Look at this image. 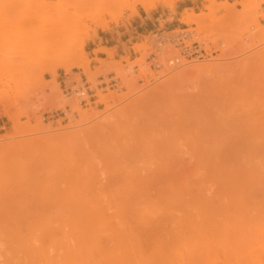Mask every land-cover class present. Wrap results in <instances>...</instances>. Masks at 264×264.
I'll list each match as a JSON object with an SVG mask.
<instances>
[{"label": "rangeland", "instance_id": "rangeland-1", "mask_svg": "<svg viewBox=\"0 0 264 264\" xmlns=\"http://www.w3.org/2000/svg\"><path fill=\"white\" fill-rule=\"evenodd\" d=\"M46 1L53 6L30 18L41 0H0V217L5 212L26 220L59 209L66 213L72 196L99 197L102 204L93 202L110 212L122 197L158 188L154 182H163L173 165L170 155L191 147L195 134L214 150L223 142L235 149L243 141L247 152L256 149L258 138L263 141L264 0H228L236 13L246 4L260 3L242 19L229 9L211 14L202 30L184 16L209 14L205 0H176L173 6L156 1L147 10L128 0ZM60 11L66 15L58 19ZM255 16L260 28L250 22ZM54 27H67L60 40L53 38ZM182 28L212 47L213 55L141 83L139 78L151 73L146 60L156 44L154 33ZM78 37L89 73L71 66L57 67L52 75L37 67L44 52L72 53L71 40ZM175 53L171 44L163 46L162 57ZM201 63L216 67L173 80L175 73ZM108 73L119 76L120 84L102 89L98 77ZM84 78L94 97L80 104L65 95L63 85ZM111 92L117 97L98 101ZM60 109L66 115L52 118ZM86 109L96 113L82 119L78 112ZM196 119L211 121L204 126ZM142 186L149 191L141 193Z\"/></svg>", "mask_w": 264, "mask_h": 264}, {"label": "bare ground", "instance_id": "bare-ground-1", "mask_svg": "<svg viewBox=\"0 0 264 264\" xmlns=\"http://www.w3.org/2000/svg\"><path fill=\"white\" fill-rule=\"evenodd\" d=\"M156 1L173 6L176 0H128L129 4H140L146 10L154 7ZM205 1L210 4L209 14L184 16L185 22H195L199 30L205 28L206 17L222 9L245 18L260 3L246 4L236 13L235 3L228 0ZM52 6L41 0L39 9L29 17L34 18ZM65 15L60 11L56 18ZM252 21L256 27L260 26L257 16ZM66 28L51 29L54 40H60ZM70 44L74 45L72 53L60 56L58 52L49 55L44 52L37 67L52 75L57 67L71 66L82 67L89 73L83 39L74 38ZM215 67L210 63L196 64L172 77L175 80L189 74L211 73ZM115 96L111 92L98 101L107 103ZM95 113L88 109L78 112L82 119ZM210 121L195 120L197 125L204 126ZM192 141L191 147L170 155L173 165L166 166L163 182L157 180L159 185L154 182L158 188L154 186L156 189H151L155 192L151 191L155 195H149L151 191L142 186L141 193L148 192L144 196L117 198L116 204L112 198L113 211L105 212L99 197L93 200L72 196L67 200L69 203L65 201L69 209L66 213L65 207L53 215L34 213L29 221V215L26 220L17 212H5L0 217V264H187L186 257L189 264H264V139L259 142L263 146L257 142L256 149L247 152L243 141L235 149L223 142L216 150L205 147L196 134ZM229 165H235L233 170L222 169ZM91 199L101 204H93ZM110 207H106L107 211Z\"/></svg>", "mask_w": 264, "mask_h": 264}, {"label": "built area", "instance_id": "built-area-1", "mask_svg": "<svg viewBox=\"0 0 264 264\" xmlns=\"http://www.w3.org/2000/svg\"><path fill=\"white\" fill-rule=\"evenodd\" d=\"M156 36V44L147 56V62L149 63L150 72L146 73L144 77H140L141 83L145 81L153 80V78H160L162 71L170 69L172 67L180 66L188 61L203 60L213 55L214 49L198 39L193 31L186 28L179 29L177 31L170 30L169 32H161ZM171 44L173 48L177 50V53L162 57L163 46ZM99 85L102 89H106L110 86H119L120 77L115 73H108L106 75H99ZM63 90L65 95L72 97L75 96L80 104H87L94 95L91 94V89L88 88L86 78L81 79L80 83L76 81H70L69 84L64 83ZM66 111L60 109L58 114L52 115V118L64 117Z\"/></svg>", "mask_w": 264, "mask_h": 264}]
</instances>
